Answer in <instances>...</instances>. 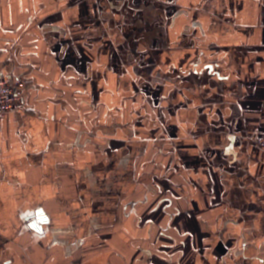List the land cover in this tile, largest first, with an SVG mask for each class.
<instances>
[{
  "label": "crops",
  "instance_id": "0c3cea01",
  "mask_svg": "<svg viewBox=\"0 0 264 264\" xmlns=\"http://www.w3.org/2000/svg\"><path fill=\"white\" fill-rule=\"evenodd\" d=\"M12 76L0 264H264V0H0Z\"/></svg>",
  "mask_w": 264,
  "mask_h": 264
},
{
  "label": "built area",
  "instance_id": "2783aa9c",
  "mask_svg": "<svg viewBox=\"0 0 264 264\" xmlns=\"http://www.w3.org/2000/svg\"><path fill=\"white\" fill-rule=\"evenodd\" d=\"M24 87L25 82L20 77H0V114L12 111L23 103ZM257 144L264 150V136L257 139Z\"/></svg>",
  "mask_w": 264,
  "mask_h": 264
},
{
  "label": "water",
  "instance_id": "95a60500",
  "mask_svg": "<svg viewBox=\"0 0 264 264\" xmlns=\"http://www.w3.org/2000/svg\"><path fill=\"white\" fill-rule=\"evenodd\" d=\"M30 226L37 232H42V226L44 224V218L42 216L41 211L37 212L36 215L29 219Z\"/></svg>",
  "mask_w": 264,
  "mask_h": 264
}]
</instances>
